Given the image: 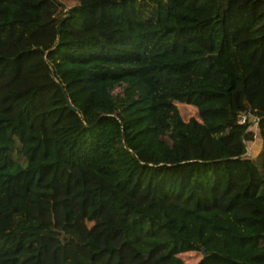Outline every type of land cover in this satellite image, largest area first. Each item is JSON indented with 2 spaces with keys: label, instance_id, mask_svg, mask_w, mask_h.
Instances as JSON below:
<instances>
[{
  "label": "trees",
  "instance_id": "16d2710c",
  "mask_svg": "<svg viewBox=\"0 0 264 264\" xmlns=\"http://www.w3.org/2000/svg\"><path fill=\"white\" fill-rule=\"evenodd\" d=\"M66 2L0 0V264H264V0Z\"/></svg>",
  "mask_w": 264,
  "mask_h": 264
},
{
  "label": "rangeland",
  "instance_id": "374dc122",
  "mask_svg": "<svg viewBox=\"0 0 264 264\" xmlns=\"http://www.w3.org/2000/svg\"><path fill=\"white\" fill-rule=\"evenodd\" d=\"M69 2L66 4H71L73 3L74 0H68ZM119 87H116L114 89V91H118ZM180 106V110L181 113L184 117H188L191 113H192V109H190L189 107L183 106V105H179ZM252 118V122H253ZM251 129L254 131V137L252 141H247V153L250 156H255L257 154V151L259 150V146H258V142L257 140L259 139V136L257 135L256 132V128L254 126V124L251 125ZM120 251L117 252L119 254H122L124 256V262L125 264H134L136 262H138L141 259V249L133 247V246H129L127 244H125L123 246L122 249H119ZM184 258L185 261L187 262H192L194 260V256L193 255H184L182 256Z\"/></svg>",
  "mask_w": 264,
  "mask_h": 264
},
{
  "label": "built area",
  "instance_id": "2783aa9c",
  "mask_svg": "<svg viewBox=\"0 0 264 264\" xmlns=\"http://www.w3.org/2000/svg\"><path fill=\"white\" fill-rule=\"evenodd\" d=\"M249 118V119H251V118H253L252 117V115L250 114V113H239L238 114V117H237V121L239 122V123H242V122H244L245 120H246V118Z\"/></svg>",
  "mask_w": 264,
  "mask_h": 264
},
{
  "label": "water",
  "instance_id": "95a60500",
  "mask_svg": "<svg viewBox=\"0 0 264 264\" xmlns=\"http://www.w3.org/2000/svg\"><path fill=\"white\" fill-rule=\"evenodd\" d=\"M65 100H66L67 105H68L71 109H74V108L70 105L68 99L65 98ZM255 121H256V118L253 119V123H255Z\"/></svg>",
  "mask_w": 264,
  "mask_h": 264
},
{
  "label": "crops",
  "instance_id": "0c3cea01",
  "mask_svg": "<svg viewBox=\"0 0 264 264\" xmlns=\"http://www.w3.org/2000/svg\"><path fill=\"white\" fill-rule=\"evenodd\" d=\"M257 142H258V146L260 147V139H258ZM257 153H258V151H257Z\"/></svg>",
  "mask_w": 264,
  "mask_h": 264
}]
</instances>
